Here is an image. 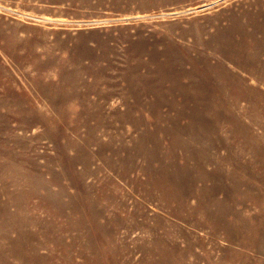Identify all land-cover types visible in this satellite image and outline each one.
I'll use <instances>...</instances> for the list:
<instances>
[{"label":"rangeland","instance_id":"obj_1","mask_svg":"<svg viewBox=\"0 0 264 264\" xmlns=\"http://www.w3.org/2000/svg\"><path fill=\"white\" fill-rule=\"evenodd\" d=\"M0 264H264V0H0Z\"/></svg>","mask_w":264,"mask_h":264}]
</instances>
